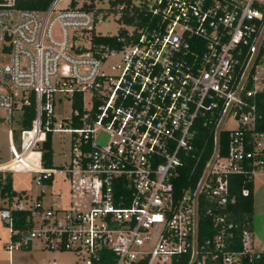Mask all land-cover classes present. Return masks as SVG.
<instances>
[{
  "label": "built area",
  "instance_id": "1",
  "mask_svg": "<svg viewBox=\"0 0 264 264\" xmlns=\"http://www.w3.org/2000/svg\"><path fill=\"white\" fill-rule=\"evenodd\" d=\"M61 1L42 13L0 6V110L10 125L15 114L22 122L34 114L30 129H10L0 173L33 174L37 186L60 175L75 200L46 209L14 197L0 209L11 232L6 250L39 242L73 253L76 264H264L249 232L242 251L231 249L226 213L230 178L264 173V0H144L136 5L155 23L136 35L126 26V37L101 46L95 27L107 12L61 10ZM228 121L236 128L218 130ZM212 125L213 152L197 183L176 194L200 128ZM222 132L230 135L226 155ZM56 135L68 160L54 167ZM23 211L26 229L16 228L14 213ZM201 212L217 229L203 242Z\"/></svg>",
  "mask_w": 264,
  "mask_h": 264
},
{
  "label": "trees",
  "instance_id": "2",
  "mask_svg": "<svg viewBox=\"0 0 264 264\" xmlns=\"http://www.w3.org/2000/svg\"><path fill=\"white\" fill-rule=\"evenodd\" d=\"M54 0H0V6H8L17 10H31L35 12H46ZM91 4H84L83 8L86 10H93L94 0ZM136 0H109V8L106 10V17L111 14H120L119 22L125 26L134 28V34H138L144 28H150L155 23V18L142 6L135 4ZM72 6H76V2L72 1ZM100 11V10H98ZM120 36H127L125 31L121 29L116 36H98L94 38L96 45H106L108 43H115ZM263 112V121L259 123L258 131L264 133V104L261 105ZM34 119L33 112H29L23 121V129H30ZM229 133L222 132L220 134L222 154H227V146L229 143ZM214 126L200 128L196 139V149L191 152L184 160L183 167L180 169L178 177L174 181L176 194H181L183 190L197 183L201 171L203 170L206 161L211 156L214 148ZM205 147V151L202 148ZM45 165L50 167L53 157L51 138L43 147ZM201 155L200 164L195 169L197 158ZM46 185H52L49 181ZM248 190V195H243L242 191ZM231 196L234 198V203L226 208L228 222L233 224L231 232L233 251H242L243 235L245 232L253 234L254 229V179L242 175H235L230 178ZM0 194L3 199L12 201L14 197L21 198L24 193H18L13 189L12 174L0 173ZM41 196L39 197V201ZM30 213L27 211L15 212V227L25 228L27 217ZM26 229V228H25ZM217 232L214 228L212 218L201 212L199 221V239L201 242L212 238ZM264 258V253L262 254ZM187 264V259L185 260Z\"/></svg>",
  "mask_w": 264,
  "mask_h": 264
},
{
  "label": "rangeland",
  "instance_id": "3",
  "mask_svg": "<svg viewBox=\"0 0 264 264\" xmlns=\"http://www.w3.org/2000/svg\"><path fill=\"white\" fill-rule=\"evenodd\" d=\"M73 0H62L59 4V9H68L72 6ZM144 0H136L135 4H140ZM86 0H78L77 7H81L85 4ZM91 3V1H89ZM94 8L100 11H106L109 8V0H94ZM120 14H111L107 16L102 24H97L95 31L101 36H116L121 29H126V26L119 22ZM53 37L56 39L62 38V30L59 24H56L52 30ZM114 61L119 62L120 58H116ZM69 113V111H68ZM23 114H15L12 125H10L6 114L0 110V163L6 162L10 159V129L16 135H19L23 129ZM237 124L233 121H228L220 124L218 130L227 128L234 129ZM64 135H56L54 142L55 155L53 166H60L68 158H64L61 153L62 142ZM67 140V137L65 138ZM64 149L68 144H64ZM67 155L68 153L65 152ZM66 159V160H65ZM13 189L18 193L23 194V204L26 207L35 205L39 201L46 209L55 204L60 205L64 209H68L71 205V184L69 180L63 179L60 175H56L52 185L37 186L35 182V176L30 173H15L12 174ZM255 180L264 179V173H260L254 177ZM261 190L264 191V183L261 184ZM8 199H3L0 194V209L9 205ZM11 242L10 227L0 219V264H44L57 262L58 264H76L77 257L71 252L52 251L47 249H41L42 244L36 242L31 249L18 250L9 253L6 250Z\"/></svg>",
  "mask_w": 264,
  "mask_h": 264
},
{
  "label": "crops",
  "instance_id": "4",
  "mask_svg": "<svg viewBox=\"0 0 264 264\" xmlns=\"http://www.w3.org/2000/svg\"><path fill=\"white\" fill-rule=\"evenodd\" d=\"M262 183H264V179L258 181L254 179V229L252 234V247L253 250L260 253H264V191L261 190Z\"/></svg>",
  "mask_w": 264,
  "mask_h": 264
}]
</instances>
